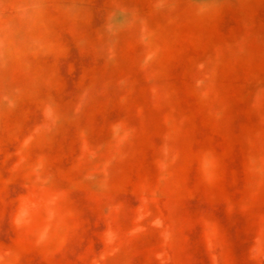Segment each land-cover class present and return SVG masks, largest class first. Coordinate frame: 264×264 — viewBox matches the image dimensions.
<instances>
[{"label": "rangeland", "instance_id": "374dc122", "mask_svg": "<svg viewBox=\"0 0 264 264\" xmlns=\"http://www.w3.org/2000/svg\"><path fill=\"white\" fill-rule=\"evenodd\" d=\"M0 264H264V0H0Z\"/></svg>", "mask_w": 264, "mask_h": 264}]
</instances>
